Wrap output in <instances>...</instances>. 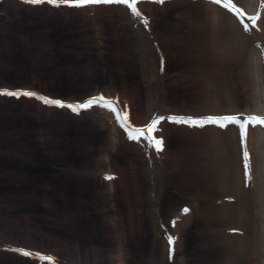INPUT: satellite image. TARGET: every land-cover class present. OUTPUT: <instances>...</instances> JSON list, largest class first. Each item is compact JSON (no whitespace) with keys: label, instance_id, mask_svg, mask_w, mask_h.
Wrapping results in <instances>:
<instances>
[{"label":"rangeland","instance_id":"1","mask_svg":"<svg viewBox=\"0 0 264 264\" xmlns=\"http://www.w3.org/2000/svg\"><path fill=\"white\" fill-rule=\"evenodd\" d=\"M178 5L160 9L158 18H154L157 20L155 35L161 36L159 39L166 49L161 88L167 90L164 95L169 104L174 100L171 105L175 106L171 109L212 110L215 103L205 98V94L216 84L225 90L236 86L235 104L240 109H248L247 97L241 87L237 88L238 83L245 81L232 65L235 59L227 61L221 53L224 46L213 38L210 43L202 32L193 40L186 38L191 33L187 27L177 37L175 23L180 17L176 15L187 6ZM186 9L194 11L195 8ZM199 9L206 13L205 9ZM75 10L78 9L57 13L47 6L36 11L17 1L0 4V84L32 86L65 98L84 97L100 89L110 94L126 90L140 102V112L142 103L146 102L148 86L153 87L155 83L142 79L134 41L137 35L128 24L122 25L120 18L123 17L117 11L114 13L120 33L106 19H90L96 16L94 9ZM84 19L89 21L84 22ZM213 66L219 80L205 77V70L201 75L198 72L205 68L209 74ZM175 67L182 72L174 77ZM246 84H249L247 80ZM1 99L0 231L4 236L0 239L52 249L72 264L74 261L121 264L123 257V264H163L164 242H155L147 221L148 211L137 202V198L142 197L139 192L145 182L142 173L145 163L130 147L131 150L123 148L122 153L108 157L116 149L112 130L108 124L104 127L98 121L99 113L88 112L75 117L68 111L57 110L46 114L33 101L21 104V101ZM170 136L169 154L175 157L172 164L168 159L158 173L162 184L166 185L162 202L171 211L182 202L187 203L189 198L209 192V197L198 198L197 211L203 215L191 220L189 225H194L195 235L189 242L193 244L190 246L199 244L198 259L204 263L198 264H225L222 224L231 220L215 216L223 209L220 207L224 204L218 201L224 194V184L211 181L209 185L204 180L205 163L200 154L190 153V145L199 140L175 131H170ZM227 155L229 162L232 161V153L229 151ZM44 165L48 173L43 171ZM168 165H177L181 172L172 173L174 178H171L165 171ZM216 169L214 174L224 175L220 167ZM109 170L120 171L122 179L115 180H122L119 186L116 184L118 188L103 178L102 174ZM190 246L187 244V253L192 252ZM182 251V247L178 248V261L183 256ZM0 259V264H28L10 256H0ZM190 261V264L197 263L192 258Z\"/></svg>","mask_w":264,"mask_h":264},{"label":"bare ground","instance_id":"2","mask_svg":"<svg viewBox=\"0 0 264 264\" xmlns=\"http://www.w3.org/2000/svg\"><path fill=\"white\" fill-rule=\"evenodd\" d=\"M3 1V0H2ZM5 1V0H4ZM7 2L17 1L18 0H6ZM154 1V0H152ZM157 3L148 2L145 3L144 0H138V8L142 15H138L135 10L130 8V5L125 6V4L122 3H115V5H110V7H106L101 4H94L87 8L94 9L96 11V16L91 17L90 19L98 20V19H106L108 22L113 25L115 28L114 30L118 33L119 32V22L115 20V13L114 11H117L121 14L123 18H120V22L123 26L129 25L131 27V31L137 35V40L134 39L136 42V50H138L139 62H140V69L142 71V79H145L149 83H155L153 84V87H149L147 89V96H146V102L142 103V110L139 112L138 105H140L139 101L135 98V95L129 94V92L126 90L124 93L120 91H115L113 93L114 96L119 98V103L116 104L117 109L121 111V113L125 112L130 113L131 119H134L133 121L136 124L144 125L153 121L157 116L161 117H171L173 115L175 116H181L185 113H192L194 115H201L204 117L213 116L215 114H222V113H237L241 111L240 106L238 107L237 104H235L234 100H236V95L234 94V91L236 90V86H232L231 89L225 90L219 86L220 84L213 85L214 92L208 89L207 93L205 94L207 99H210L212 102H214L215 107L212 108V110H202V111H181V110H172L171 105L172 100L169 104L168 99H166L164 92L165 89L161 88L163 82V79L165 77V74L162 72L161 66L163 63V56L165 55V47L162 43V41L158 38V36L155 35V21L157 19V14L159 13L160 9H168V7H177L178 4H185L187 5L185 7V10H180L178 15L176 17H180L176 24V31H177V37L183 30L189 28V35L186 36V38H195L194 36L198 35L200 32H202L206 38L207 41L212 43V38L215 40V42H218L219 44H222L224 46L223 55L228 58L227 61H232V59H237V62L235 60L232 64L233 66H236V71L239 72L240 78L242 81H245V83L240 84L238 83L239 87L237 88L242 89L241 92L245 94L247 97V108L244 109L246 111H261V113L264 114V69L262 66V63L260 61V54H258V50L255 48V40L261 35L258 31H253L252 33H245L244 27L242 25V22L246 21L243 16L238 15V13H234L232 9L230 10L229 7L226 6V2L228 1L233 2L232 0H225L226 2L224 4L218 3L217 0L215 2H212V0H208L206 3L203 2H196L194 0H165L164 3H160L159 0ZM194 1V3H193ZM238 2L242 3L245 6L248 7H256L255 3L257 0H238ZM3 3V2H2ZM24 3V2H22ZM20 4V2H19ZM25 4V3H24ZM22 5V4H21ZM26 5V4H25ZM30 5L29 8H34L36 11H40L41 8H38V6ZM49 8L50 10L54 9L55 12L59 13L61 10H64V6L57 7L55 5L50 4H43L42 7ZM239 5V4H237ZM261 8L264 10V4L259 2ZM194 7V11L188 10L186 8ZM199 8L205 9L206 13H202L204 11H200ZM66 10H68V6L65 7ZM78 9V8H76ZM85 9V8H81ZM199 9V10H198ZM70 10V8H69ZM79 10V9H78ZM78 10H75L78 11ZM259 10V9H258ZM245 12L248 13L249 11L244 9ZM79 13V12H78ZM257 14L255 11L253 13L254 16ZM259 14V13H258ZM250 16V15H249ZM260 16V27L264 31V12L261 13ZM84 22H87L89 20L84 19ZM147 21V22H146ZM249 22H253L251 17H249ZM83 24V23H81ZM252 25V24H251ZM187 30V29H186ZM203 35V36H204ZM184 40V39H183ZM197 40V39H196ZM185 41V40H184ZM197 42V41H195ZM217 43H213L215 45ZM261 44H263V41L261 40ZM131 47V45H130ZM180 53H177L176 55L179 56ZM129 59L133 60V57L131 55L128 56ZM166 59V57H165ZM177 59V58H176ZM234 66V67H235ZM213 71L210 70L209 74L208 71L205 68H200L198 72H200V75L202 74V70H205L203 73L205 77H211L215 80H219V78L214 74L215 69L214 66L212 67ZM174 69V68H173ZM179 68L175 67L174 76L180 71L182 72V69L178 70ZM238 78V81L239 79ZM246 80L249 84H246ZM148 83V84H149ZM147 84V83H146ZM5 87V85H3ZM10 86V85H9ZM9 86L6 85L9 88ZM2 85L0 84V91L4 89ZM30 87V86H29ZM30 88H33L32 86ZM230 88V87H229ZM9 89H12L13 91H19L17 87L11 86ZM25 90V88H24ZM32 90V89H31ZM25 92V91H24ZM40 96L47 97L46 93H43L40 89V92L38 91ZM98 91H95V93H88L85 96L91 97L95 94H97ZM240 93V92H239ZM1 94H4L3 91H1ZM173 94V93H172ZM85 96L79 99H85ZM173 95H169V97H172ZM31 96L21 95V96H15L13 101L21 100L22 103H26L27 101H33L37 105V107L43 111L44 113H52L57 111L58 107L56 108V105H52L47 103L44 99L37 98L33 100V98H29ZM48 97H51V95ZM59 97V96H58ZM53 98V97H51ZM61 98V97H60ZM76 100L75 98H71ZM4 100V99H1ZM10 101V100H9ZM83 101V100H82ZM190 101L187 103L189 104ZM231 104V106L228 108L227 106ZM93 111H97L99 113V119L98 121L102 123V125L105 127L108 124V127L112 130V139L114 140V145L116 151L111 156L116 155L119 151L122 153V149L124 148H132L134 149L139 157L143 160L145 163V168L143 169L142 173L145 176V182L144 186L141 188V192H139V195L142 197L137 198V202L140 201V203L143 205V207H146V210L148 211L147 215L149 218L148 225L152 229V234L155 236V242H164V253H165V259L163 264H171V259L175 262V259L173 258V255L171 253L173 246H170L167 241H171L169 237H165V232L170 234L172 231L173 237L179 236V242H182L179 244L178 248L183 249V256H181L180 264H190V259L192 258L194 261H197L198 263H204V261H199V255L197 254V251L201 253V250H199V244L198 242L195 243V246L191 242H189L190 237L195 235V232L192 230L194 229V225L190 224L193 217L192 215H195V213L190 212L189 215H187L184 219L183 217L179 219L177 222V225L174 227L171 226L170 219L172 217L177 216L178 208H174L171 211L169 208L163 204V198L165 197L164 193L166 192L165 184H162L161 177H159L158 173L161 172V168L165 167L166 161L169 159V161L173 162V157L169 154L170 146H169V138L170 131L177 130L175 132L181 133L182 135L190 136L191 139L195 138L199 140V143H192L190 145L191 154H194L195 152L200 154L201 159L203 163H205L202 167L203 168V175L204 180L212 183L211 181L217 182L219 185L221 182L224 184L222 192L223 196L222 198L227 197H234L236 199V202L233 203L230 201L224 203L223 208L221 211H219L215 216L222 217L225 221H230L228 224H222L223 226V233L224 236L222 239L224 241L222 242V250L223 255L222 257L225 259V264H264V127H257L256 125L248 126V143H247V150L250 151L252 154L251 156V165H252V176L249 177L248 175V166L243 164L245 160L243 161L242 154L245 152V148L243 149V145L240 140L241 138L244 139V135L242 132H240L239 125L235 122H226L228 123L227 127H224L221 125V128H224L223 130L220 128H217L214 124L205 123L203 126L199 125V129L194 128L189 129L188 126L186 127H176L171 125L168 122H176L172 121L171 119H164L161 121L159 125V130L156 132L158 138H162L164 140V145L162 148H159L157 146L152 145V143L149 141V139H144L145 136H143V139L135 140L132 138V135L125 132L124 126L121 124L119 119H114L112 113L107 111V109H103L101 107L93 108ZM68 112H70L68 110ZM260 113V112H259ZM53 114V113H52ZM70 114H72L70 112ZM75 116V115H74ZM264 116V115H263ZM202 118V117H199ZM73 120V119H72ZM179 124V122H176ZM150 124V123H149ZM174 125V124H173ZM213 125V126H211ZM201 128V129H200ZM111 136V134H110ZM243 136V137H242ZM142 138V137H141ZM111 139V138H110ZM130 140V141H129ZM146 140V141H145ZM205 140V142H204ZM111 141V140H109ZM145 141V142H144ZM203 141L204 143H202ZM112 142V144H113ZM244 142V140H242ZM185 145H188L185 144ZM245 146V145H244ZM121 147V148H120ZM188 147V146H187ZM128 148V149H130ZM184 148V146H183ZM186 149V147L184 148ZM189 149V147H188ZM131 150V149H130ZM229 151L232 153V161L229 162V158L227 153ZM195 155V154H194ZM165 159V160H164ZM247 161V160H246ZM165 162V165H164ZM45 166V165H44ZM42 167L43 171L48 173L47 167ZM168 165L167 169H165L166 174H171L179 171V167L177 165ZM220 167L222 169L223 173H216V168ZM142 170V169H140ZM206 170V171H205ZM208 170V171H207ZM181 172V171H180ZM178 172V173H180ZM109 173L112 175L114 172L109 170L107 172H104L102 175L109 179ZM135 173V172H133ZM177 173V174H178ZM116 174V173H115ZM176 174V175H177ZM118 175V176H117ZM113 178L107 180L106 183H109L113 187L119 186V184L122 183V180L115 181L117 179H122L119 176H122L120 171L117 173ZM202 175V176H203ZM211 176V178H209ZM112 177V176H111ZM117 178V179H114ZM171 178H174V176H171ZM208 178V179H207ZM203 181V180H202ZM104 182V181H103ZM206 182V183H207ZM138 183V180L135 182V184ZM204 182V185H206ZM117 184V185H116ZM204 189L205 186H204ZM207 190V189H206ZM108 192H105V194ZM108 195V194H107ZM146 198H144V196ZM199 197H209V192L206 194L199 193L198 197H191L188 199L190 203L194 204V210L196 212L197 210V201ZM197 200H196V199ZM220 198V197H219ZM146 202H145V200ZM185 204V203H183ZM181 205V204H180ZM180 207V206H179ZM217 208V206H216ZM225 208V209H224ZM180 209V208H179ZM166 214H169L166 216ZM197 215L201 216L203 215L202 212L198 211ZM214 216V217H215ZM196 217V215L194 216ZM150 221V222H149ZM192 223V222H191ZM166 225L165 229H162L163 226ZM189 225V227H187ZM170 229V231L168 230ZM193 228V229H192ZM239 229H243L241 233L237 232ZM3 231H0V236H4L2 233ZM7 234V232H4ZM56 234V233H55ZM226 234V235H225ZM2 238V237H0ZM165 238V239H164ZM1 241V240H0ZM2 242V243H1ZM0 242V256L5 258L6 256H10V258H17L18 260H23L24 258H21L17 251L18 245H23L24 247H31L32 249L30 251H34L33 248L36 247L35 244H29L25 241H15L12 242L10 240L1 241ZM25 242V243H23ZM154 242V243H155ZM225 242V243H224ZM7 244V245H6ZM187 244L190 246L189 250L192 252H186L188 250ZM156 245V244H155ZM163 245V244H162ZM38 246V245H37ZM201 247V246H200ZM8 248V249H7ZM39 248V247H38ZM35 248V249H38ZM203 248V245H202ZM224 248V249H223ZM171 249V250H169ZM42 250V251H41ZM41 252L43 256L45 255H52V256H59L55 252L52 251V249H46L41 248ZM197 250V251H196ZM225 250V251H224ZM196 251V252H195ZM227 251V253H226ZM224 253H226L224 257ZM45 254V255H44ZM213 259L216 254H213ZM113 258V256H112ZM117 259L116 257H114ZM5 260V259H4ZM250 261V262H249ZM1 262V259H0ZM3 262V261H2ZM28 262H30L28 260ZM59 264H72L69 262L66 258L65 260L58 261ZM3 262L2 264H4ZM35 263V262H34ZM45 264H52L49 262H43ZM124 263V257L121 260V264ZM221 262H219L220 264ZM37 264V263H36ZM73 264H81L78 262H73ZM84 264V263H82ZM87 264V263H85ZM217 264V263H216Z\"/></svg>","mask_w":264,"mask_h":264},{"label":"snow or ice","instance_id":"3","mask_svg":"<svg viewBox=\"0 0 264 264\" xmlns=\"http://www.w3.org/2000/svg\"><path fill=\"white\" fill-rule=\"evenodd\" d=\"M27 3L33 4V5H42L45 3L55 5L57 7L68 5L72 7H87L94 4H111V3H122L131 5V8L137 12L138 15H142L138 8V0H26ZM160 3H164L165 0H159ZM218 3H225V0H217ZM227 7L231 8L232 11L236 13H244V9L237 7V5L233 2L227 3ZM244 15H247V13H244ZM260 20V16H254L252 17V21L256 22ZM147 22V21H146ZM258 26V25H257ZM249 30H251L249 26ZM4 94L12 95V96H21V95H28V96H37L39 95L36 92L28 91L24 92L21 91H10V90H3ZM41 99H44L47 103L52 105H59L60 107L66 106V102L62 99H54L51 97H41ZM119 98H116L114 100H109L105 96L101 95L98 97H92L85 103L81 104H67V107L73 108L75 111L79 112L82 109L92 108L95 104L104 103V105L108 108H114V105L118 103ZM119 113V109H114ZM120 119L121 122L124 123L125 120H127V123H125V127L129 129V132L132 135V138L135 140L141 139L142 136L148 135L149 138L156 144L157 147L162 148L164 145V140L162 138H157L155 133L159 130V125L162 120L164 119H171L172 121H176L179 123H190L193 125H201L203 126L205 123H217L222 124L224 127L228 126V123L226 122H235L237 124L242 125L243 127V135H244V145H245V154L247 157V163H248V175L249 177L252 176V165H251V156L252 154L247 151V143H248V125L250 123H257V124H264V116L260 115H251L247 117V120H242L240 115H227L222 117L217 116H209V117H202V118H196V117H184V116H171V117H161L157 116L150 124L144 126V127H136L131 123V116L130 113L124 114L120 113ZM112 177L110 176L109 179ZM185 211H191V209H185ZM175 243L176 238H172V244H173V252L175 251ZM17 251L24 252L26 255L31 256L33 253L27 249H17ZM43 255V254H41ZM45 260L52 261V264H59L57 258L55 256H44Z\"/></svg>","mask_w":264,"mask_h":264}]
</instances>
